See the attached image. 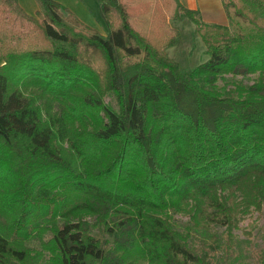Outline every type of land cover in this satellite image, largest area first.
<instances>
[{
	"label": "trees",
	"instance_id": "1",
	"mask_svg": "<svg viewBox=\"0 0 264 264\" xmlns=\"http://www.w3.org/2000/svg\"><path fill=\"white\" fill-rule=\"evenodd\" d=\"M97 1L107 36L0 0V264H240L264 216V0H221L227 25ZM182 17L208 55L189 71L166 53Z\"/></svg>",
	"mask_w": 264,
	"mask_h": 264
},
{
	"label": "rangeland",
	"instance_id": "2",
	"mask_svg": "<svg viewBox=\"0 0 264 264\" xmlns=\"http://www.w3.org/2000/svg\"><path fill=\"white\" fill-rule=\"evenodd\" d=\"M84 3L86 4V0H84ZM97 8V10L89 11L91 19L94 20V17L92 16H95L103 24H106L101 15L99 7ZM185 24H190L193 26V31ZM172 25L179 32V40L175 45V49H173L174 55L176 57L175 59L180 60V62H177L183 70L189 71L197 68L207 60L208 55L206 54V49L201 38L195 30V25L186 17L183 19V21H180V23L174 22ZM106 28L108 30L107 24ZM173 51H167L170 57L173 56ZM246 82L248 83V81ZM220 84L222 85V83ZM255 220L257 224L256 228L252 232V236H247L245 234V232H250L251 230V227H247L251 221L250 219L242 224V230L236 232L238 235L237 252L239 258L241 259L240 264H256L254 253L259 250H264V242L260 238L261 227L264 226V216L259 217L258 215H255ZM185 222L186 219L180 218L179 216L175 218L177 228H180L179 226L185 224Z\"/></svg>",
	"mask_w": 264,
	"mask_h": 264
},
{
	"label": "crops",
	"instance_id": "3",
	"mask_svg": "<svg viewBox=\"0 0 264 264\" xmlns=\"http://www.w3.org/2000/svg\"><path fill=\"white\" fill-rule=\"evenodd\" d=\"M54 1L68 8L82 22L96 29L101 35L107 36L109 34V29L107 30L106 24H103L95 16H92L94 17V20H92L90 17L89 11L97 10L98 9L97 7H99L100 9V6H98L99 3L97 0H86V4L84 3V0H54ZM180 1L184 5V7H186L187 9L199 11L201 19L205 23L218 24V25L228 24L226 14L224 12V9H222L223 6H221L222 5L221 0H180ZM18 2L28 15L30 16L36 15V12L38 11V5H37L36 0H18ZM183 19H185V17H182L180 21H183ZM180 21H176V22L180 23ZM185 25L188 28L192 29L193 31L194 29L193 26H191L190 24H185ZM195 30H196V26H195ZM173 49H175V46L169 50L173 51ZM167 55L169 56L168 53ZM169 58L173 60L174 62H177V61L180 62V60L175 59L176 57L174 55V51H173V56L172 57L169 56ZM1 65L2 64H0V66Z\"/></svg>",
	"mask_w": 264,
	"mask_h": 264
}]
</instances>
